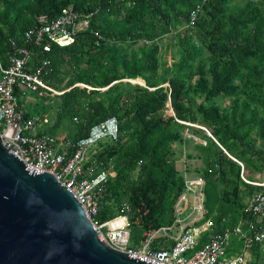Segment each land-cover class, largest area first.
<instances>
[{
    "label": "trees",
    "instance_id": "1",
    "mask_svg": "<svg viewBox=\"0 0 264 264\" xmlns=\"http://www.w3.org/2000/svg\"><path fill=\"white\" fill-rule=\"evenodd\" d=\"M64 10L88 21L71 43L45 51L26 41L41 16L53 21ZM12 42L29 47L31 67L50 62L44 79L61 93L15 86L26 114L54 120L45 132L57 135L65 126V138L76 143L94 125L118 119V139L100 141L85 167H113L99 218H114L128 202L131 246L175 220L185 190L176 143L185 142V130L202 138L196 157L203 160L205 213L199 222L211 219L220 232L248 219L246 201L262 187L242 174L264 176V0H0L4 67ZM32 93L35 102L26 110ZM173 243L161 236L152 247Z\"/></svg>",
    "mask_w": 264,
    "mask_h": 264
},
{
    "label": "built area",
    "instance_id": "2",
    "mask_svg": "<svg viewBox=\"0 0 264 264\" xmlns=\"http://www.w3.org/2000/svg\"><path fill=\"white\" fill-rule=\"evenodd\" d=\"M81 16L73 10H64L63 14L53 21L41 16L40 24L25 32L26 41L43 46L45 51H50L55 43L69 44L73 41L74 34L88 25L87 19ZM197 17L198 11H193L189 23L191 26L195 25ZM12 43L10 65L4 67L0 63L2 141L11 153L24 162L26 168L38 173L48 171L54 174L58 182L81 203L88 219L105 243L127 253L130 258L152 264H264V178L258 181L255 178L248 180L242 174L245 181L262 189L246 201L244 213L248 219L220 232L216 231L211 219L197 223L204 217L205 199L200 200L198 210L197 203L193 200L195 210L190 212H200L201 219L186 220L179 215V210L178 213L175 212V215L179 216L172 225L147 232L145 239L136 247L131 246L130 242L131 206L128 202H123L119 214L114 218L102 221L99 218L101 200L111 171L97 164L87 167L85 165L88 155L100 141L118 139V119L111 116L94 125L89 134L76 143L53 134L31 133L35 132L42 122H48L49 118L29 117L25 110L19 107L15 86L20 84L23 90L39 91L40 94L43 93L41 88L53 90L55 93L61 92L53 89L44 79V74L52 71L49 60L43 59L38 65L31 67L29 63L33 54L29 47ZM209 134L211 135L210 132ZM183 176L185 190L179 197V202H176L178 205L183 204L187 196L205 195V181L202 177L189 179L184 173ZM161 236L168 237L174 243L169 248L154 249L153 241ZM238 242L242 244L240 251L237 250ZM257 246L261 247V251L256 250Z\"/></svg>",
    "mask_w": 264,
    "mask_h": 264
},
{
    "label": "water",
    "instance_id": "3",
    "mask_svg": "<svg viewBox=\"0 0 264 264\" xmlns=\"http://www.w3.org/2000/svg\"><path fill=\"white\" fill-rule=\"evenodd\" d=\"M0 264H152L105 243L55 175L26 168L0 136Z\"/></svg>",
    "mask_w": 264,
    "mask_h": 264
},
{
    "label": "rangeland",
    "instance_id": "4",
    "mask_svg": "<svg viewBox=\"0 0 264 264\" xmlns=\"http://www.w3.org/2000/svg\"><path fill=\"white\" fill-rule=\"evenodd\" d=\"M166 51H167V57L166 58L168 59V63L170 65L173 62L174 51H173V48H171V47L168 50H166ZM137 81L141 82L140 79H138ZM133 82L135 83V80H133ZM141 84H144V82H141ZM167 84L168 83H166L165 85H167ZM35 98H36V95H34V93H32V94L29 95V97L27 98L28 100H26V102L27 103L35 102ZM51 113H54V111H52ZM55 113H56V111H55ZM170 113H171V110H170ZM61 134H62V132H58V135L61 136ZM184 136L187 137L185 142H177L176 143V148L178 150V159H177L178 169H179V171L184 173L187 176V178H189V179L191 177H193V178L202 177L201 174H200L201 173L200 170H198V167H202L203 166V160L201 158H197L198 154H200L199 153L200 151L197 148V144L202 143V138L197 136V135H193L188 130H185ZM189 154H191V157L188 156ZM187 165H189V169H188L189 172L186 171L187 168H188ZM112 168L113 167L111 166L109 168V170H112ZM136 175L137 174L135 173L134 177H136ZM255 177H256L255 179H261L263 176L261 174H259V173H256ZM179 199L180 198L177 199V202H179ZM201 199H205V195L200 194V195H197L196 197L195 196L194 197L193 196H189V197L187 196V199L183 201V204L178 205L176 203L177 204V209H176V206H175V212L178 213V211L180 210L181 213L179 215L182 216V217H185V216L189 215L190 219H194V218L201 219L199 211H198L199 213L191 214L195 210V209L193 210V206H194L192 204L193 200L195 201V203H197L196 209L198 210V206L200 204V200ZM178 216L175 217V220L177 219ZM174 232H175V230H174Z\"/></svg>",
    "mask_w": 264,
    "mask_h": 264
},
{
    "label": "crops",
    "instance_id": "5",
    "mask_svg": "<svg viewBox=\"0 0 264 264\" xmlns=\"http://www.w3.org/2000/svg\"><path fill=\"white\" fill-rule=\"evenodd\" d=\"M24 101L26 102V100H24ZM31 105L32 104H30V102L29 103L26 102L24 106L26 107V110H28V109L32 108ZM23 109H24V107H23ZM28 116L29 117H40L41 119H44L47 116V114L39 115V114L31 113V114H28ZM48 118H49L48 119V122H42L43 124L41 123L40 125H38L36 127L37 129L35 130V132H31V133H34V134H37V135H41V134H50L51 135V133H47V132L44 131V129L46 128V126H48V124L54 122V120L52 121L50 117H48ZM59 132H62L61 136L58 135V134L55 135V136H58L60 138H65V137H67V134L66 133H68L69 130L65 126H62V128L60 129ZM254 178H256L255 175H254ZM263 178H264V176L261 179H257V180H262ZM184 218H186V220L189 219L188 215L185 216ZM197 223H201V222H197ZM241 248H242V244H241V242H238V249L237 250L240 251ZM259 248L261 249L260 246H257L256 250H258ZM260 249H259V251H261Z\"/></svg>",
    "mask_w": 264,
    "mask_h": 264
}]
</instances>
